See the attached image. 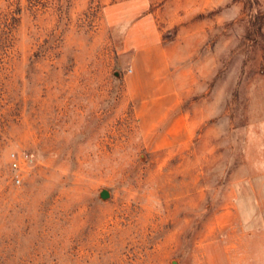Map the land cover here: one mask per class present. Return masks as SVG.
<instances>
[{
  "label": "rangeland",
  "instance_id": "rangeland-1",
  "mask_svg": "<svg viewBox=\"0 0 264 264\" xmlns=\"http://www.w3.org/2000/svg\"><path fill=\"white\" fill-rule=\"evenodd\" d=\"M0 264H264V0H0Z\"/></svg>",
  "mask_w": 264,
  "mask_h": 264
},
{
  "label": "built area",
  "instance_id": "built-area-1",
  "mask_svg": "<svg viewBox=\"0 0 264 264\" xmlns=\"http://www.w3.org/2000/svg\"><path fill=\"white\" fill-rule=\"evenodd\" d=\"M14 164H17L16 162H14Z\"/></svg>",
  "mask_w": 264,
  "mask_h": 264
}]
</instances>
